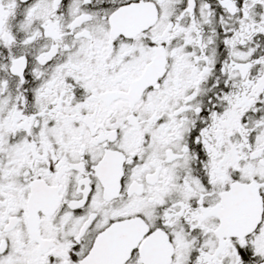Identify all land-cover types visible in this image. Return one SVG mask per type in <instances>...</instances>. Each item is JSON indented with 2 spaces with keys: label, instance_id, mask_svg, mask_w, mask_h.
<instances>
[{
  "label": "snow or ice",
  "instance_id": "obj_1",
  "mask_svg": "<svg viewBox=\"0 0 264 264\" xmlns=\"http://www.w3.org/2000/svg\"><path fill=\"white\" fill-rule=\"evenodd\" d=\"M0 264H264V0H0Z\"/></svg>",
  "mask_w": 264,
  "mask_h": 264
}]
</instances>
